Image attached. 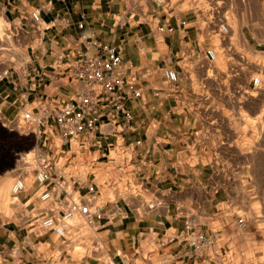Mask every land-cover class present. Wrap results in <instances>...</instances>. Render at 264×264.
<instances>
[{
    "label": "crops",
    "instance_id": "crops-1",
    "mask_svg": "<svg viewBox=\"0 0 264 264\" xmlns=\"http://www.w3.org/2000/svg\"><path fill=\"white\" fill-rule=\"evenodd\" d=\"M0 24V72L8 73L0 81V181L6 172L20 177L22 148L32 145L24 154L35 153L38 136L9 126L30 109L51 133L45 139L54 180L85 198L95 184L93 205L103 218L94 232L107 256L8 260L21 234L1 227L0 264H264V81L252 86L254 77L264 78V0H165L160 7L152 0H0ZM169 25L173 32L160 31ZM94 42L122 52L143 96L126 104L130 128L104 125L100 144L82 136L62 146L45 115L87 87L57 73L66 68L59 56L97 54ZM207 49L215 50L214 61ZM165 68L178 73L176 84L165 80ZM92 158L124 171L133 181L127 188L139 190L122 194V182L113 180L104 200L96 176H79ZM42 190L36 184L19 198L32 194L27 203L42 204ZM47 204L63 209L62 197ZM190 232L207 242L195 247Z\"/></svg>",
    "mask_w": 264,
    "mask_h": 264
},
{
    "label": "built area",
    "instance_id": "built-area-1",
    "mask_svg": "<svg viewBox=\"0 0 264 264\" xmlns=\"http://www.w3.org/2000/svg\"><path fill=\"white\" fill-rule=\"evenodd\" d=\"M160 7L165 5V0H152ZM130 12L125 11V15ZM33 20H40V12L33 13ZM186 22H182L185 26ZM83 28V24H79ZM160 31L173 32L174 27L169 25L162 27ZM221 33L227 36L229 28L226 24L221 25ZM98 49L97 54L87 52L77 55L70 59L67 55L59 56L60 66H66L61 70L58 67V74L67 78L68 83L82 82L86 85V93L77 100H59L55 102L57 108L47 115L53 120L59 129L63 145H70L73 139L79 137L95 138L97 143H101L98 133L104 125L122 127L128 129L134 119L133 113L127 108L126 104L130 100H139L143 96L141 87L132 73H126L123 68V54L113 44L94 42ZM207 57L214 61L217 54L213 49L206 50ZM8 73L0 72V81L6 79ZM165 80L171 84L178 82V73L171 69L163 70ZM262 81L259 77L252 79L254 88L260 87ZM22 119L28 126L39 127V131H31L38 135L42 134V116L33 112H24ZM112 145H110L111 147ZM56 165L50 158H40L35 174V183L40 185L43 190L39 197L42 203L53 200L56 196L62 197L63 209L53 207L52 209H42L37 219V229L41 232H53L59 238L66 241L68 239V229L72 226L71 222L78 216L89 226H96V222L103 218V214L93 205L95 198V184L88 186L89 198L74 193L66 189L62 181H55L52 175ZM26 185L24 178L17 177L11 189V195L18 199L20 194L25 192ZM242 220H240L241 222ZM190 227L188 226V229ZM193 238L192 245L200 247L207 242V238L202 233L190 232Z\"/></svg>",
    "mask_w": 264,
    "mask_h": 264
},
{
    "label": "rangeland",
    "instance_id": "rangeland-1",
    "mask_svg": "<svg viewBox=\"0 0 264 264\" xmlns=\"http://www.w3.org/2000/svg\"><path fill=\"white\" fill-rule=\"evenodd\" d=\"M3 29L4 26L0 24L1 34L3 33ZM259 60L264 63V57L259 58ZM259 78L264 81L262 76ZM27 110L28 112H31L29 111L30 109ZM9 126L10 128L19 130L20 133L39 131V127L37 126H28V124L23 121L22 117L18 119L17 122L9 124ZM40 128L42 134L39 136L37 133L38 143L36 142L35 144V153L33 152L29 155L24 154L25 151H28L29 148L31 149L33 147L32 145L29 148H22L21 150L23 154L21 155L20 161V168L22 169L20 171V176L24 178L28 193L32 192V186L36 187L35 174L40 158L53 157L48 156L49 153L46 151L49 147V142L45 138L51 133L48 132V134H45L43 132L45 130L43 125H41ZM54 137L55 142L60 146L61 140L58 138L55 131ZM262 143L264 144V142ZM6 150L7 144L5 147V153ZM112 155L118 158L115 154ZM95 159L96 158H92L90 160V165L87 170L81 172L79 176L82 179H87L88 175H91V180L96 176L97 183L104 188L102 189L104 200H106L107 196L110 194L109 184H112L113 180H115L118 185L122 182V184L119 185L122 194H125L126 192L129 194H136L139 188L133 185L127 188V182L130 180V177L126 176L124 171H121V174L118 170L114 169L113 164H106L104 162L98 163ZM103 160L105 159L99 161L102 162ZM64 162L65 159H61V164ZM93 164H95V167L90 169V166ZM16 175L17 173L6 172L4 178L0 181V228H11L21 234L20 243L13 248H9L10 252L7 251L6 259L12 260L15 258L22 262L49 261L64 263L93 260L94 258L107 259L104 248H101L102 246L98 240V236L94 232L95 226H87L82 218L78 216L71 222L72 226L68 229L69 234L66 241L59 238L53 232L45 233L39 231L36 227L38 219L37 213L48 207V204H38L37 202L34 203V201L27 203L32 194L26 199H22V197L14 199L11 195V186ZM261 180L264 181V173L261 174ZM35 191L37 190H34L33 193H35ZM259 191L264 195V189ZM12 246L13 242H11L9 247ZM88 246H90V248H88ZM94 246L97 248H94Z\"/></svg>",
    "mask_w": 264,
    "mask_h": 264
},
{
    "label": "bare ground",
    "instance_id": "bare-ground-1",
    "mask_svg": "<svg viewBox=\"0 0 264 264\" xmlns=\"http://www.w3.org/2000/svg\"><path fill=\"white\" fill-rule=\"evenodd\" d=\"M37 143H38V139H37Z\"/></svg>",
    "mask_w": 264,
    "mask_h": 264
}]
</instances>
